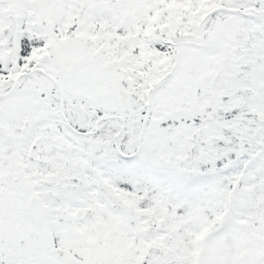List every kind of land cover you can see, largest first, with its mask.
<instances>
[{
    "label": "snow or ice",
    "instance_id": "6c2138e0",
    "mask_svg": "<svg viewBox=\"0 0 264 264\" xmlns=\"http://www.w3.org/2000/svg\"><path fill=\"white\" fill-rule=\"evenodd\" d=\"M0 264H264V0H0Z\"/></svg>",
    "mask_w": 264,
    "mask_h": 264
}]
</instances>
